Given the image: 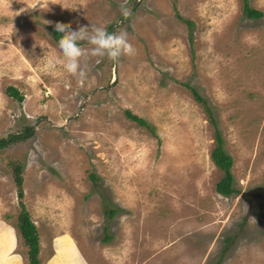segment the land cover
I'll use <instances>...</instances> for the list:
<instances>
[{"label":"rangeland","instance_id":"374dc122","mask_svg":"<svg viewBox=\"0 0 264 264\" xmlns=\"http://www.w3.org/2000/svg\"><path fill=\"white\" fill-rule=\"evenodd\" d=\"M42 2L20 12L27 0H0V141L12 140L0 148V264L29 262L17 166L40 264H264V225L244 197L264 190V17L248 19L243 0ZM249 5L264 14V0ZM57 22L123 31L135 54L112 62L81 42L86 75L74 77ZM188 87L233 158L229 197Z\"/></svg>","mask_w":264,"mask_h":264},{"label":"trees","instance_id":"16d2710c","mask_svg":"<svg viewBox=\"0 0 264 264\" xmlns=\"http://www.w3.org/2000/svg\"><path fill=\"white\" fill-rule=\"evenodd\" d=\"M244 3V12L247 15L248 19L250 20H258L264 17V14H262L259 11H256L252 9L249 5V0H243ZM177 17L180 20H183L179 14H177ZM185 23L188 25L189 29L192 28V23L185 20ZM53 39L56 43L61 39L60 35L56 32L53 33ZM193 45V43H192ZM191 91L194 99L196 102L201 104L204 107V110L206 111L211 125L215 129V143L216 146L214 150L211 153V160L215 164L217 168H219L223 173L224 177L222 180L216 185V191L218 194L229 197L235 193H238V191L234 187V177L232 174V167H233V158L226 152L224 148V140L218 130L216 120L213 116L212 110L209 107L208 103L204 98L201 97V95L198 93L196 89L193 87H188ZM7 95L10 98L17 99L19 102H22L23 98L20 96L17 90L13 88L7 89ZM126 115L128 119L138 123L142 126H147V123L136 117L130 112H126ZM30 133H31V129ZM12 140L6 141L1 140L0 141V148L6 147L10 145ZM14 181L17 186V193H18V200L20 205V214L18 217V223H17V230L23 239L25 245L28 247V258L29 262L28 264H40L39 261V252H40V244H39V235L37 232V228L34 225V223L31 220L30 214L26 210V207L24 205L23 199H24V191H23V177H22V167L17 166L14 170Z\"/></svg>","mask_w":264,"mask_h":264},{"label":"clouds","instance_id":"9594fccd","mask_svg":"<svg viewBox=\"0 0 264 264\" xmlns=\"http://www.w3.org/2000/svg\"><path fill=\"white\" fill-rule=\"evenodd\" d=\"M29 4L31 7L28 6ZM47 6L48 4L43 3L42 0H27L25 8H21L20 12L31 11L37 7L39 10L47 9ZM121 14L127 17L129 9L122 6ZM46 22L48 23V21ZM54 30L61 37L57 48L63 61V69L79 79H83L86 75L80 65L81 42H86L91 46L90 54L92 56L107 57L112 62H118L122 55L131 56L135 54V48L129 43L127 34L123 31L119 33L115 30L108 32L102 27L91 25L79 26L73 30L59 22L54 25Z\"/></svg>","mask_w":264,"mask_h":264},{"label":"flooded vegetation","instance_id":"af4514ba","mask_svg":"<svg viewBox=\"0 0 264 264\" xmlns=\"http://www.w3.org/2000/svg\"><path fill=\"white\" fill-rule=\"evenodd\" d=\"M244 197H250L246 199L249 212L257 217V223L259 226L264 225V190H255L247 193Z\"/></svg>","mask_w":264,"mask_h":264},{"label":"water","instance_id":"95a60500","mask_svg":"<svg viewBox=\"0 0 264 264\" xmlns=\"http://www.w3.org/2000/svg\"><path fill=\"white\" fill-rule=\"evenodd\" d=\"M113 31H114V30H113ZM112 84H113V83H112ZM96 92H97V91H95L94 93H96ZM77 117H78V115H77L75 118H77ZM75 118H71V119H75ZM71 119H70V120H71ZM41 121H46V122L50 123L49 120L46 119V118H45V119H42ZM83 263H85V262H83ZM85 264H86V263H85Z\"/></svg>","mask_w":264,"mask_h":264}]
</instances>
